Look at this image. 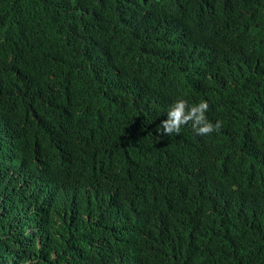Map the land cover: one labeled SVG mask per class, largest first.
<instances>
[{"label":"trees","instance_id":"1","mask_svg":"<svg viewBox=\"0 0 264 264\" xmlns=\"http://www.w3.org/2000/svg\"><path fill=\"white\" fill-rule=\"evenodd\" d=\"M11 2L0 264H264V0Z\"/></svg>","mask_w":264,"mask_h":264},{"label":"clouds","instance_id":"2","mask_svg":"<svg viewBox=\"0 0 264 264\" xmlns=\"http://www.w3.org/2000/svg\"><path fill=\"white\" fill-rule=\"evenodd\" d=\"M11 1L12 0H0V24H8L11 28L13 26L14 29L19 31L20 39L17 47L19 49V54L22 57L23 44L25 40L23 30L25 27L29 26L31 19L23 15L19 20L15 21L14 15L10 13L13 5ZM117 1L119 3V9H122L131 3V0H124V3H121L120 0ZM162 3L163 0H155V4L153 6H149L150 12L148 15L150 18L156 16L159 20L169 24V21L167 22V20L160 18L162 15ZM208 107V103L203 100L189 106L186 104L184 99H176L168 107L166 111V119L160 122L157 126V131L168 136L172 133L178 134L182 125H186L191 122V127L196 135H207L214 129H218L220 126L219 121L213 125L206 118L205 113Z\"/></svg>","mask_w":264,"mask_h":264}]
</instances>
